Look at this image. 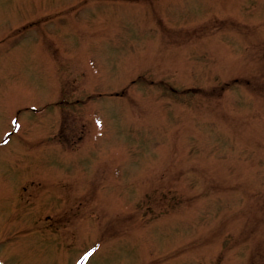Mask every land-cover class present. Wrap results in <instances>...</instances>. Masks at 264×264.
<instances>
[{
	"label": "rangeland",
	"instance_id": "rangeland-1",
	"mask_svg": "<svg viewBox=\"0 0 264 264\" xmlns=\"http://www.w3.org/2000/svg\"><path fill=\"white\" fill-rule=\"evenodd\" d=\"M260 44L264 0H0V264H264Z\"/></svg>",
	"mask_w": 264,
	"mask_h": 264
},
{
	"label": "snow or ice",
	"instance_id": "snow-or-ice-1",
	"mask_svg": "<svg viewBox=\"0 0 264 264\" xmlns=\"http://www.w3.org/2000/svg\"><path fill=\"white\" fill-rule=\"evenodd\" d=\"M90 255H91V253H86L84 259L86 260L88 258V256H90Z\"/></svg>",
	"mask_w": 264,
	"mask_h": 264
}]
</instances>
